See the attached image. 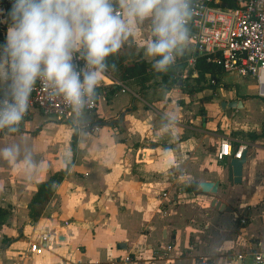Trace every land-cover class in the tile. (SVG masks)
<instances>
[{"label":"crops","instance_id":"crops-1","mask_svg":"<svg viewBox=\"0 0 264 264\" xmlns=\"http://www.w3.org/2000/svg\"><path fill=\"white\" fill-rule=\"evenodd\" d=\"M134 44L109 58L116 65L111 75L124 90L117 84L98 89L95 110L88 113L90 141L74 118L59 121L37 112L20 131L0 133V148L19 144L20 160L31 154L39 166L25 179L0 159V264H200L202 257L210 264H251L252 252L264 250V115L248 121L243 114L250 102L264 111L254 80L243 77L255 87L243 91L214 66V77L199 75L188 66L192 43L178 61L184 67L176 82L173 72L161 75L152 67L129 76L124 70L135 61L151 62ZM206 77L213 80L210 88L203 86ZM231 100L241 105L220 106ZM121 114L120 121L103 124ZM172 115L177 126L167 119ZM225 136L233 146L248 144L240 184L227 182L228 159L216 158ZM69 163L40 217L31 221L27 205L36 183ZM189 180L218 181L217 191L193 192ZM213 197L233 211L216 210ZM42 234L51 241L28 254V242ZM117 242L126 248L117 249Z\"/></svg>","mask_w":264,"mask_h":264},{"label":"clouds","instance_id":"clouds-1","mask_svg":"<svg viewBox=\"0 0 264 264\" xmlns=\"http://www.w3.org/2000/svg\"><path fill=\"white\" fill-rule=\"evenodd\" d=\"M196 0H12L0 9L6 26L0 42V133H15L28 114L37 83L50 100L69 107L78 130L92 139L88 112L98 89L116 70L109 58L137 36L145 21L150 37L140 47L155 73L167 75L191 46ZM177 126L175 115L167 117ZM0 159L25 179L37 173L31 154L20 160L19 144L0 148ZM65 170V169H64Z\"/></svg>","mask_w":264,"mask_h":264},{"label":"built area","instance_id":"built-area-1","mask_svg":"<svg viewBox=\"0 0 264 264\" xmlns=\"http://www.w3.org/2000/svg\"><path fill=\"white\" fill-rule=\"evenodd\" d=\"M233 1L234 6L228 7L214 4L215 0H196L191 23L193 53L188 63L193 67L196 58L201 57L221 71L251 77L257 95L264 98V0ZM11 3L12 0H0V9L5 11V5L11 6ZM107 78L109 82H103L102 85L117 84L124 90L120 80L112 75ZM96 104L97 100L88 113L95 110ZM35 112L59 121L74 118L71 109L63 105L61 100H50L46 87L39 82L31 95L29 111L21 127ZM247 146L244 141L233 146L228 137H221L216 158H240ZM239 221L241 224L246 222L245 218ZM50 241L48 235H40L36 240L28 242L27 253H40ZM125 260H129V257L126 256ZM199 263L210 264L205 257ZM251 264H264V250L252 252Z\"/></svg>","mask_w":264,"mask_h":264},{"label":"trees","instance_id":"trees-1","mask_svg":"<svg viewBox=\"0 0 264 264\" xmlns=\"http://www.w3.org/2000/svg\"><path fill=\"white\" fill-rule=\"evenodd\" d=\"M214 4L220 3L221 5H226L228 7L234 6V1L233 0H215L213 2ZM10 5L6 4L5 5V14L7 13V10L10 9ZM4 37L1 36L0 33V42H3ZM182 61H185L183 58ZM184 67L183 64H178V67L175 72H180L182 68ZM151 68V62H147L144 59L140 58L139 60L135 61L134 64L131 67L125 68V73H127L129 76H140L143 73H148L146 70ZM152 69V68H151ZM193 69H196L198 71L199 75H203V73L207 72L210 73L212 77L215 76L216 72L218 70H215V68L206 63L203 58L197 57L194 64H193ZM151 71V70H150ZM221 72V71H219ZM73 137H75V134H73ZM71 149L73 152V158H74V141H71ZM70 166V163L67 164V166L63 169H60L56 172H54L52 175L49 176L44 181H39L36 183V190L31 196L29 202H28V216L31 221H36L46 204L48 203L49 199L54 193L55 185L63 179L64 175L66 174L68 168ZM65 169V170H64ZM190 190V188L188 187ZM5 210L0 207V215L4 214ZM4 241H6V238H4Z\"/></svg>","mask_w":264,"mask_h":264},{"label":"water","instance_id":"water-1","mask_svg":"<svg viewBox=\"0 0 264 264\" xmlns=\"http://www.w3.org/2000/svg\"><path fill=\"white\" fill-rule=\"evenodd\" d=\"M241 105V102L238 100L231 101H222L221 107H235L236 105ZM122 118V114L120 115L119 120H111L109 122H103V124L110 126L114 122L120 121ZM246 150H244L241 154L240 158H229L225 164L226 170V179L230 185L240 184L242 182V168L243 164L246 161ZM189 188L196 193H211L215 194L218 187V181H210V180H189ZM211 206H213L216 210L219 211H228L232 212L233 208L227 205L222 200L213 197L211 200ZM117 249H125L126 244L124 242H117L115 244Z\"/></svg>","mask_w":264,"mask_h":264},{"label":"rangeland","instance_id":"rangeland-1","mask_svg":"<svg viewBox=\"0 0 264 264\" xmlns=\"http://www.w3.org/2000/svg\"><path fill=\"white\" fill-rule=\"evenodd\" d=\"M4 27H5L4 25L0 24V33H1V35L5 32V28ZM146 31H148V32L151 31L150 30V24L147 21H145L142 25L138 26V29H137L138 33H137V36L134 38V41H135L134 43H137V44L141 45L144 41H146L149 38ZM134 43L126 44L125 47L122 48L120 52H123V53L127 52V50L133 48V46L135 45ZM137 49L141 50V47L137 48ZM190 65H188V66L192 67ZM173 74H175V79L173 78V76H170V77L173 78L172 82L173 81L176 82L177 78H179V72L173 71ZM223 78L225 80H227V82L233 83L234 87L237 86L236 84H239L243 91L255 90V87H254V84H253L252 80H249L248 78H243V77L236 76L232 72L224 73L223 74ZM202 82H203V86L206 87V88H210L213 85L211 83V79L209 77H206ZM214 84H217V81ZM217 90H218V88H217ZM218 93H220V91H218ZM100 97H101V99H103L102 95ZM255 98L257 100L263 101V99L258 97V96H255ZM221 102H220V104H221ZM243 114L246 116V120L254 121L255 119H258L260 116L264 115V111H263L262 107L259 106V104H257L256 102H250L249 109L247 111H244ZM248 116H249L250 119L248 118ZM261 118H264V117H261Z\"/></svg>","mask_w":264,"mask_h":264}]
</instances>
